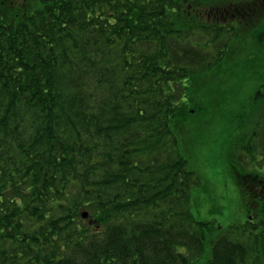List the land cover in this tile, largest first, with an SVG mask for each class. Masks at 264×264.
<instances>
[{"label": "trees", "instance_id": "1", "mask_svg": "<svg viewBox=\"0 0 264 264\" xmlns=\"http://www.w3.org/2000/svg\"><path fill=\"white\" fill-rule=\"evenodd\" d=\"M248 36L264 0H0V264H264V170L230 169L260 215L214 235L175 132Z\"/></svg>", "mask_w": 264, "mask_h": 264}, {"label": "rangeland", "instance_id": "2", "mask_svg": "<svg viewBox=\"0 0 264 264\" xmlns=\"http://www.w3.org/2000/svg\"><path fill=\"white\" fill-rule=\"evenodd\" d=\"M249 42L250 46H246ZM243 44L246 53L241 55L239 52L243 50H240L234 54L238 63L225 70L202 72L190 96L183 85L177 88L179 107L175 132L180 145L182 141L186 147L183 151L188 166L200 178L192 189L191 208L198 218L214 219L213 228L220 227L219 231H213L214 235L227 233L229 225L255 220L260 215L258 208L247 202L256 197L245 193L247 186L230 172L245 165L243 171L255 167L264 170V158L253 165L244 148L250 144L252 132L264 127L260 116L264 101L257 105L253 102L254 92L264 80V50L249 36L236 44L237 49ZM182 100H187V105ZM260 139L257 135L258 144ZM258 148L256 153H261ZM252 184L253 181L249 185Z\"/></svg>", "mask_w": 264, "mask_h": 264}, {"label": "water", "instance_id": "3", "mask_svg": "<svg viewBox=\"0 0 264 264\" xmlns=\"http://www.w3.org/2000/svg\"><path fill=\"white\" fill-rule=\"evenodd\" d=\"M88 215H89V212L87 210L83 211L82 216L84 218L88 217Z\"/></svg>", "mask_w": 264, "mask_h": 264}]
</instances>
